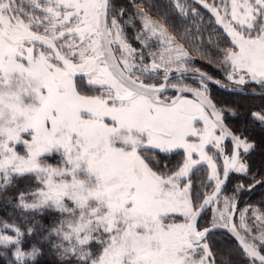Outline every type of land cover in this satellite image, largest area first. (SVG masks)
Here are the masks:
<instances>
[{
    "label": "snow or ice",
    "instance_id": "1",
    "mask_svg": "<svg viewBox=\"0 0 264 264\" xmlns=\"http://www.w3.org/2000/svg\"><path fill=\"white\" fill-rule=\"evenodd\" d=\"M144 3L170 19L153 0ZM198 3L228 38L216 61L230 69L226 79L264 88V0ZM131 7L125 20L126 9L113 0H0V192L14 178L35 179L37 187L19 193L15 206L61 217L42 239L65 264H215L208 237L218 227L236 237L249 264H264V227L251 235L247 209L234 223V197H224L210 226L198 225L204 210L220 203L229 172L247 174L241 151L255 144L224 124L226 111L236 113L212 101V78L186 67L194 58L168 26L135 0ZM170 7L188 15L181 0ZM134 20L139 50L125 32ZM180 35L213 63L187 29ZM150 41L160 47L149 51ZM188 72L200 87L170 83L173 73ZM251 115L264 124V114ZM226 138L232 154L218 169L205 149L223 153ZM177 150L184 158L175 169L157 159ZM56 157L57 164L47 162ZM201 165L210 169L211 194L194 191L192 173ZM25 227L0 222V246L14 248L13 264H34L42 255L36 245L24 249L25 236L38 235Z\"/></svg>",
    "mask_w": 264,
    "mask_h": 264
},
{
    "label": "trees",
    "instance_id": "2",
    "mask_svg": "<svg viewBox=\"0 0 264 264\" xmlns=\"http://www.w3.org/2000/svg\"><path fill=\"white\" fill-rule=\"evenodd\" d=\"M131 2L132 0H113V3L117 7L126 9L125 20L128 18V15L134 12V9L131 7ZM153 2L163 11L168 12L170 19H164L160 13L147 9V4L144 3V0H135L137 5L144 6L146 10L155 14L156 19H159L161 23H165L169 28V32L176 35V38L186 49L197 52L194 50L193 45L180 35V33L187 29L197 40L195 47L200 48L201 51H206L213 61V63H209L208 60L202 59L197 52L196 59L192 61L193 65L191 66L213 76L226 86L236 87V85L227 82L224 70L222 69V63H216L218 59L222 60L220 50L228 47L229 43L223 27L216 22L215 16L210 10L198 3V0H181V3L186 6V10L188 11L186 17H181L175 12L174 8L170 7V0H153ZM195 8L196 12L199 14L198 16L192 14L191 10ZM133 24L135 25L134 27H131V25L125 26V32L132 42L135 41L134 34L136 33L134 29L137 28L140 30L141 28L138 20H134ZM197 29L199 31H197ZM135 43L139 45L136 41ZM191 77L193 76H184L186 80L185 84L199 87L196 81L190 82ZM206 83L208 84V93L217 107L229 109L236 113V115H232L228 111L224 113L226 124L236 135L247 137L250 142L255 144L254 149L250 150L247 154L242 152L241 155L242 160L248 165L247 174L234 173L222 195L219 197H228L230 200L234 197V202L238 200L235 220L236 224L239 225V213L247 208H250V210L255 209L258 215L264 214V124L255 120L251 115L254 112L264 114V96H251L238 92H229L222 90L213 82L206 81ZM240 86L247 90L264 89L254 82ZM158 156H160L161 160L164 162L170 164L173 162L175 164L174 168L177 166L175 161L177 162L180 157L178 152L167 155L158 154ZM172 165L173 164H171V166ZM201 175L202 174H199L197 171L193 174V180L196 178V180L193 181V186L196 187L198 185L197 190H202V193H209L215 185L209 186L206 190H204L206 185L201 188L200 185L202 183L204 184V182L199 179ZM257 180L261 181V183H256ZM238 185H243V188L239 191H237ZM36 187L37 184L35 179L31 176L14 178L13 186L4 192H0V222L15 224L21 227L25 232L26 225L36 230L38 235H33L32 237L26 235L23 245L25 250H30L33 245L40 248L42 255L37 257L34 264H65L56 253L50 250L48 242L42 239L44 235H47V229L54 226L61 217L52 210H47L44 213H30L18 209L15 206L18 202L16 197L19 193L31 192ZM200 199L202 200L203 196H201ZM208 212L209 210L206 211L199 220V226H207ZM253 220L256 221L257 219L253 217ZM5 234L13 235L14 233L9 231ZM242 234L247 235L245 233ZM208 241L216 257L215 262L217 264H249L243 251L239 248L231 235L225 232H213L209 234ZM13 251L14 248L12 247L4 248L0 246V264H13ZM30 264H32V262H30Z\"/></svg>",
    "mask_w": 264,
    "mask_h": 264
},
{
    "label": "rangeland",
    "instance_id": "3",
    "mask_svg": "<svg viewBox=\"0 0 264 264\" xmlns=\"http://www.w3.org/2000/svg\"><path fill=\"white\" fill-rule=\"evenodd\" d=\"M206 3H208V4H213V3H216L217 5L219 4V0H206ZM144 7V6H143ZM195 10H196V8H195ZM149 11V10H148ZM149 13H150V15L154 18V19H156V16H155V14H153L152 12H150L149 11ZM157 20H159V19H157ZM123 23V22H122ZM141 26V25H140ZM132 27V26H131ZM134 31H135V33H137L138 31H139V29H134ZM136 34H134V36H135ZM134 40V39H133ZM129 42L132 44V46L134 47V48H137L138 50L140 49V44L139 45H137L136 43H135V41H130L129 40ZM139 46V47H138ZM230 46V45H229ZM158 47H160V45L159 44H157V43H155L154 41H150V48H149V51H155ZM186 49V48H185ZM188 52H189V54H190V56H192L194 59L193 60H195L196 59V56H197V52H193V51H191V50H188V49H186ZM223 59V58H222ZM191 65H193V62H188V63H186V67L187 68H194V69H197V68H195L194 66H191ZM223 65V64H222ZM223 68V70H224V75H225V78H226V73H227V71H230V69H228L225 65H223L222 66ZM186 75H191V76H193L192 74H183V76H181V75H176L172 80H171V82H181V80H182V82L183 83H185V79H184V76H186ZM191 80H190V82H192V81H196V79L194 78V77H191L190 78ZM188 80V79H187ZM218 80V79H217ZM227 80V82L228 83H230V84H233V85H236L237 86V84H234L233 82H231V81H229L228 79H226ZM220 81V80H219ZM208 82H211V81H208ZM199 85V84H198ZM240 85H238V87H239ZM199 87H200V85H199ZM240 87H242V86H240ZM262 90H264V89H262ZM259 91V90H258ZM89 94H94V93H89ZM169 96H171L170 94H168ZM187 96H188V98L189 99H192V98H194V97H192L191 95H188V94H186ZM197 127H202V124H198L197 125ZM217 135H219V132H217ZM206 151H207V153H208V155H210V156H212L213 157V159H214V161L216 162V164H217V167H218V169L219 168H221L222 166H221V162H220V160H219V157H218V155L214 152V151H211V150H209V148H208V146L206 147V149H205ZM17 151L18 152H20L21 154H23V148L22 147H20V146H18L17 147ZM176 152H178V155L180 156L179 157V159H178V161L176 162L175 161V163L177 164V166L182 162V160H183V158H184V152L182 151V150H177V151H175L174 153H176ZM173 154V153H172ZM194 159H197L198 158V156H194L193 157ZM157 159L158 160H160L161 161V163L162 164H166L167 166H168V168H170V169H175L174 168V166H175V164L172 162L171 164H173L172 166H171V164L170 163H168V162H164L163 160H161V158H160V156H158L157 155ZM58 161H59V157H56V158H54V159H49L47 162L48 163H51V164H57L58 163ZM244 162V161H243ZM245 163V162H244ZM198 172L199 174H202L201 176H199V179H200V181H203L204 182V185H206V188L204 189V190H206V189H208L209 188V186H213L214 185V182H209L208 181V176L210 175V169L207 167V165H201V166H198L197 167V169H194L193 170V173H192V176H193V174L195 173V172ZM221 173H222V171L220 172V175H221ZM235 173H237V172H235ZM237 174H241V173H237ZM198 176V175H197ZM194 180H196V178L194 179ZM193 180V177H192V181H194ZM198 186V185H197ZM197 186L195 187V186H193L194 187V191H197V192H203L202 190H197ZM222 195V194H221ZM220 195V196H221ZM223 199H224V197H221V198H219V201H220V203L219 204H214L212 207H211V209H209V212H208V215H207V225H209V224H211V219H212V216H213V214H214V210L215 209H221L222 210V205H223ZM247 210L249 211V212H251V213H249L248 211H247V214H246V223H247V225L252 229V233H251V235H253V236H255V235H258V233H259V231H260V229L262 228V227H264V222L262 221H259V222H257L258 220H253V217H254V219H256V215H258V213L256 212V210L255 209H253V210H250V208H247ZM253 212V213H252ZM255 213V214H254ZM257 213V214H256ZM252 215V216H251ZM202 227V226H201ZM204 227V226H203ZM256 227V228H255ZM213 233V232H212ZM209 242V241H208ZM215 264H217L216 262H215Z\"/></svg>",
    "mask_w": 264,
    "mask_h": 264
},
{
    "label": "water",
    "instance_id": "4",
    "mask_svg": "<svg viewBox=\"0 0 264 264\" xmlns=\"http://www.w3.org/2000/svg\"><path fill=\"white\" fill-rule=\"evenodd\" d=\"M189 69H194V68H189ZM201 71V70H200ZM201 72H203V71H201ZM205 73V72H204ZM185 74H192L191 72H188V73H185ZM176 75H181L180 73H173L172 74V76H176ZM208 76H210L211 78H212V80H210L211 82H213V81H219V80H217L216 78H214L213 76H211V75H209L208 74ZM214 83V82H213ZM216 85H218L222 90H225V91H229V92H238V93H242V94H246V95H251V96H264V90H247V89H244L243 87H238V86H236V87H229V86H226L225 84H223L222 82H220L219 84H217V83H215ZM189 86H191V87H195V88H198V87H196V86H192V85H189ZM168 92H175V90H170V91H168ZM167 92V93H168ZM188 95H191L192 96V94L191 93H187ZM209 94V93H208ZM174 95H176V92H175V94ZM210 96V95H209ZM193 97V96H192ZM210 98H211V96H210ZM212 99V98H211ZM212 101L214 102V100L212 99ZM215 103V102H214ZM217 106V105H216ZM224 124L233 132V130L226 124V122H225V120H224ZM234 133V132H233ZM226 140H231L230 138H226ZM212 147H214V146H212ZM215 148V147H214ZM233 172L234 171H230L229 172V176H228V178H227V180L225 181V183L222 185V187H221V192H220V194H219V196H218V198L220 197V195L223 193V191H224V189L226 188V186H227V184H228V182H229V180H230V178H231V176H232V174H233ZM221 178H223V174H222V176H221ZM215 187V186H214ZM213 190H214V188L209 192V193H207V194H211L212 192H213ZM204 198V197H203ZM235 216L233 217V222L234 223H236V220H235V217H236V213H237V209H238V200H236L235 202ZM214 205V204H213ZM213 205H210V206H208L205 210H204V212L201 214V217L204 215V213L206 212V211H208ZM201 217L199 218V220L201 219ZM199 220H198V222H199ZM208 226H210V224L209 225H207V226H205V227H208ZM212 232H225V233H227V234H229V235H231L233 238H234V240H235V242L237 243V245L239 246V243H238V240L236 239V237L235 236H233L228 230H226V229H224V228H216L214 231H212ZM211 232V233H212ZM211 233H209V234H211ZM239 248L241 249V247L239 246ZM242 250V249H241Z\"/></svg>",
    "mask_w": 264,
    "mask_h": 264
},
{
    "label": "flooded vegetation",
    "instance_id": "5",
    "mask_svg": "<svg viewBox=\"0 0 264 264\" xmlns=\"http://www.w3.org/2000/svg\"><path fill=\"white\" fill-rule=\"evenodd\" d=\"M175 76H171L170 77V83H178V82H171V80L174 78ZM185 84V83H184ZM187 85H189V84H187ZM196 87H198V86H196ZM168 94H170L171 96H173L174 94H175V92H168L167 93V95ZM213 145H208V148H209V150H211V151H214L217 155H218V157H219V160H220V162H221V166H222V161H223V157H224V155H231L232 154V149H233V142L231 141V140H224L223 142H222V148L224 149V152L223 153H221L218 149H216V148H214V147H212ZM242 152L243 151H241V155H242ZM235 173V171L233 172V174ZM222 174H223V172L221 173V176H222ZM232 174V175H233Z\"/></svg>",
    "mask_w": 264,
    "mask_h": 264
}]
</instances>
